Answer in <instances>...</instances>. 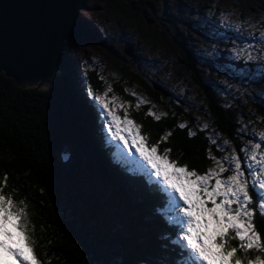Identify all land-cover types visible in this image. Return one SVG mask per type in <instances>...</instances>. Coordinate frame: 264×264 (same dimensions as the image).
I'll return each mask as SVG.
<instances>
[{"label":"trees","instance_id":"16d2710c","mask_svg":"<svg viewBox=\"0 0 264 264\" xmlns=\"http://www.w3.org/2000/svg\"><path fill=\"white\" fill-rule=\"evenodd\" d=\"M145 19L142 23L153 28L155 21ZM156 37L164 41L163 35ZM165 43L178 52L176 62L201 92L216 131L240 154L235 110L206 82L199 57L176 26ZM122 72L129 84L164 106L159 120L147 114L148 106L131 112L147 144L171 132L159 144L161 152L170 148V159L200 173L212 167L209 150L220 155L207 131L194 128L172 98L154 91L139 75ZM87 75L88 88L100 91L98 74L89 70ZM85 88L74 84L65 65L44 89H21L0 74V181L7 175L5 191L16 189V199L26 198L39 258L44 264H180L183 253L174 243L180 230L164 211L165 194L115 161L112 143L95 128ZM183 122L187 127H178ZM189 130L195 135L190 137ZM255 224L264 234V217L257 214Z\"/></svg>","mask_w":264,"mask_h":264},{"label":"rangeland","instance_id":"374dc122","mask_svg":"<svg viewBox=\"0 0 264 264\" xmlns=\"http://www.w3.org/2000/svg\"><path fill=\"white\" fill-rule=\"evenodd\" d=\"M86 1L84 10L80 11L86 34L81 39L66 42V71L72 75L76 86L86 87L83 90L96 115L95 128L112 143L115 161L155 184L166 196L164 211L170 216L169 194L150 178L149 170L134 147L125 148L120 141L110 138L101 109L90 91L103 95L110 87L108 96L116 97V103L124 105L133 121L131 112L136 109L148 106L156 115H161L164 106L161 99L156 103L134 82L129 84L122 71L136 73L148 85L157 82L192 119L194 128L207 131L220 157L230 153L233 146L229 143L230 146L224 147L226 139L212 125L201 92L177 64L178 52L165 43L169 42L170 29L174 25L186 45L201 57L200 68L206 82L226 106L235 110L239 126L237 136L243 143L242 148L250 147V141L260 142L259 134L264 133V60H260L261 66L256 68V60L246 62L243 56L237 58L236 52L254 53L257 42L264 40L260 36L264 32V0ZM145 18L154 19L153 28L142 23ZM158 35H163L165 42L156 37ZM125 43L134 46L138 59L131 60L123 53ZM89 70L95 71L101 79L103 88L100 91L88 88ZM116 85L122 88L124 95L118 92ZM118 115L123 117L124 111L120 110ZM218 146L223 150H218ZM239 155L243 160L244 154L240 152ZM227 175L229 173L224 174Z\"/></svg>","mask_w":264,"mask_h":264},{"label":"snow or ice","instance_id":"6c2138e0","mask_svg":"<svg viewBox=\"0 0 264 264\" xmlns=\"http://www.w3.org/2000/svg\"><path fill=\"white\" fill-rule=\"evenodd\" d=\"M264 39V32L260 33ZM247 61L264 60L248 51L236 52ZM109 87L103 95H90L101 109L110 138L125 148L134 147L147 167L150 178L169 194V222L178 225L180 234L174 243L182 250L180 264H264V234L256 227L255 217H264V133L260 142L223 157L209 150L213 166L200 173L169 158L170 148L162 152L159 144L171 135L167 132L156 144L148 145L139 126L129 119L124 105L109 97ZM142 103V101H140ZM137 103V107L140 106ZM124 111L123 117L118 115ZM154 119H161L149 110ZM180 128L186 124L178 125ZM191 137L195 133L189 130ZM129 138L131 144L129 143ZM215 142V141H213ZM230 146L228 141L224 147ZM218 150H223L218 146ZM225 173H229L226 177ZM8 177L0 181V264H44L36 252L26 198L16 199V189L6 192Z\"/></svg>","mask_w":264,"mask_h":264},{"label":"water","instance_id":"95a60500","mask_svg":"<svg viewBox=\"0 0 264 264\" xmlns=\"http://www.w3.org/2000/svg\"><path fill=\"white\" fill-rule=\"evenodd\" d=\"M85 3L86 0H0V74L21 89L52 86L66 61V42L86 34L80 13ZM145 21L154 22L150 18ZM123 53L131 60L138 59L130 43L124 44ZM151 85L164 97L170 96L161 84Z\"/></svg>","mask_w":264,"mask_h":264},{"label":"flooded vegetation","instance_id":"af4514ba","mask_svg":"<svg viewBox=\"0 0 264 264\" xmlns=\"http://www.w3.org/2000/svg\"><path fill=\"white\" fill-rule=\"evenodd\" d=\"M180 36H181V34H180ZM257 49H256V51L254 52V54L255 55H257V56H260L262 53H264V50L262 49L263 47H264V40L263 41H261V43L260 42H257ZM194 52V51H193ZM195 53V52H194ZM196 56H198L197 54H195ZM199 57V60H198V66H199V68H200V56H198ZM261 66V64H260V60H256L255 61V67L256 68H259ZM200 70H201V68H200ZM202 72V71H201ZM202 76H203V74H202ZM195 85V84H194Z\"/></svg>","mask_w":264,"mask_h":264}]
</instances>
